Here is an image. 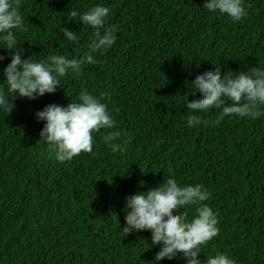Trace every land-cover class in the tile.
Here are the masks:
<instances>
[{"label": "trees", "instance_id": "16d2710c", "mask_svg": "<svg viewBox=\"0 0 264 264\" xmlns=\"http://www.w3.org/2000/svg\"><path fill=\"white\" fill-rule=\"evenodd\" d=\"M97 3L110 9L105 27L116 26L114 44L61 78L54 93L17 97L8 114L0 111V264H152L159 246L149 231H122L123 202L169 176L210 193L201 203L216 213L219 232L199 259L224 252L236 264H264V106L256 119L186 124L194 111L187 102L201 98L190 85L196 75L215 65L233 74L264 67V0H243L240 21L209 12L203 0H20L21 58L78 59L94 30L68 11ZM60 27L76 40L63 39ZM0 57L2 72L10 58L3 49ZM81 91L105 103L130 137L125 153L106 147V129L92 134L91 153L63 162L39 140L43 122L34 113L75 102ZM197 114L212 121L219 109ZM196 206L180 211L191 218ZM160 264L184 261L178 254Z\"/></svg>", "mask_w": 264, "mask_h": 264}, {"label": "clouds", "instance_id": "9594fccd", "mask_svg": "<svg viewBox=\"0 0 264 264\" xmlns=\"http://www.w3.org/2000/svg\"><path fill=\"white\" fill-rule=\"evenodd\" d=\"M202 7L209 12H220L232 21L246 16L243 0H203ZM109 7L97 3L86 11L70 9L72 22H79L94 30V38L78 59L64 55H48L46 59H34L33 55L21 58L20 40L17 33L26 30L25 18L20 12V0H0V49L6 50L9 63L3 67L2 80L6 86L0 89V111L13 108L12 100L17 97L34 100L44 94L54 93L60 87L61 78L70 72H78L83 63H93V54L110 48L115 42L116 26L105 27ZM62 38L75 41L76 33L60 27ZM5 57H0L3 62ZM200 99L187 102L186 107L194 110L188 116L189 128L197 125L217 124L225 116L233 115L256 119L264 106V67L249 68L247 71H221L219 65L195 76L191 84ZM219 109L215 120H202L197 113ZM37 122L42 121L39 140H43L50 153L59 162L70 160L83 153H91L93 133L100 129L110 130L104 135L106 147L113 153L127 151L130 137L118 130L116 121L106 104L92 94L81 91L75 102L67 105L47 104L34 113ZM122 137H126L123 138ZM143 182H138L142 186ZM209 191L201 184L182 185L169 176L154 188L134 192L123 202L124 227L126 234L149 231L151 246H159L152 264L173 260L179 254L184 264H236L234 258L224 252H216L207 260L198 258L201 246L217 236L216 213L206 204ZM198 205L189 218L180 209Z\"/></svg>", "mask_w": 264, "mask_h": 264}]
</instances>
